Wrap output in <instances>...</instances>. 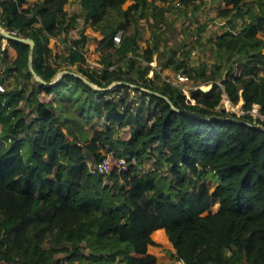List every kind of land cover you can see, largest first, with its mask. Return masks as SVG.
I'll return each instance as SVG.
<instances>
[{"label": "trees", "instance_id": "trees-1", "mask_svg": "<svg viewBox=\"0 0 264 264\" xmlns=\"http://www.w3.org/2000/svg\"><path fill=\"white\" fill-rule=\"evenodd\" d=\"M69 1L0 0V27L35 43L0 32V264H158L159 232L180 264H264V0H213L221 31L202 43L203 27L186 26L175 46L166 13L195 16L207 0ZM91 40L108 44L97 65ZM198 45L211 61L190 66ZM90 156L109 172L91 175Z\"/></svg>", "mask_w": 264, "mask_h": 264}, {"label": "rangeland", "instance_id": "rangeland-1", "mask_svg": "<svg viewBox=\"0 0 264 264\" xmlns=\"http://www.w3.org/2000/svg\"><path fill=\"white\" fill-rule=\"evenodd\" d=\"M219 4L218 1L213 0H207L206 4L202 7L199 12L196 13L195 16L188 14L186 16H181L179 18L176 17V10H170V12H167L165 17L168 20V24L165 25V23L161 24V30H163V34L168 37L169 41L168 43L175 46L176 44L180 43L181 41H187L185 33L183 29L187 26L186 31L191 33L195 26H202L203 30L200 32V42L205 43L208 39V37L219 33L221 31V25L225 22V19L217 16V5ZM222 6V4H221ZM65 9L73 12L79 10V5L77 0H70L68 4H66ZM197 20V21H196ZM202 24V25H199ZM140 26L143 29V35L142 38L138 40L139 46L142 48L146 47L148 44V40L150 41L151 31L148 27V25L144 22V20H140ZM159 29V30H160ZM84 31L86 34L95 36L97 39H100V35L98 32H95L92 30L89 23L84 25ZM78 31H71L69 33L70 37H77ZM198 35H195V38H197ZM258 37L264 38V27L261 29V31L257 34ZM50 46L53 47L55 51H60L62 49V43L60 41H55L54 39H50L49 42ZM153 45L156 47H161L160 42H156ZM108 49V44L99 45L96 40H91L88 43L87 51H86V57L88 60V63L97 65V60L100 58L101 54L104 53ZM7 57L10 59L12 56H14V50L10 48L9 46L6 49ZM211 61V57L208 53V50L202 51L200 50V46H196V48L191 52V58L189 60V65H197L199 61ZM155 64V59L152 62V65ZM259 70L258 75L263 76L264 75V66H256ZM242 70V67L236 66L235 73L239 74ZM162 75L167 76L172 82L174 83H181L184 84L185 87H188L189 82L186 80V78L181 74H175L171 70H164L162 71ZM130 95L134 97L135 94L134 91L131 89L129 90ZM242 99L239 100L237 105L233 106L229 100H227L226 97L223 98V100L220 103V107L226 109L227 111H234L237 114H241L243 112V104ZM127 135H125L126 137ZM104 154V152H102ZM95 162L94 158L90 156L88 164H91ZM209 191L213 192V190L216 187V183L214 181H206ZM219 205L215 204L211 211L214 212L218 209ZM160 245L158 246H150V250L158 257V264H180V261H177L174 249L170 242L166 239L164 233L159 232L155 235Z\"/></svg>", "mask_w": 264, "mask_h": 264}, {"label": "built area", "instance_id": "built-area-1", "mask_svg": "<svg viewBox=\"0 0 264 264\" xmlns=\"http://www.w3.org/2000/svg\"><path fill=\"white\" fill-rule=\"evenodd\" d=\"M120 36H121V32H117L114 36H113V41L115 44H118L120 42ZM8 47L6 42H3L1 45V50H6ZM4 91V86L2 83H0V92ZM251 114L255 115V116H260L262 117L259 112H258V106H254L253 109L250 111ZM134 162V159H131V163ZM119 168L124 170L127 168V164H126V160L125 159H119ZM88 171L91 175H104L107 174L109 172V160L107 157L102 158L99 161H95L91 164H88Z\"/></svg>", "mask_w": 264, "mask_h": 264}, {"label": "water", "instance_id": "water-1", "mask_svg": "<svg viewBox=\"0 0 264 264\" xmlns=\"http://www.w3.org/2000/svg\"><path fill=\"white\" fill-rule=\"evenodd\" d=\"M0 32L3 35V37L6 38V39L15 40V41H18V42H23V43H28L30 45V49L33 50L35 43H34V41L31 38L13 35V34L7 32V31H5L1 27H0ZM29 59H30L29 60V70L32 72V74L35 76V78L37 80L41 81L42 83H45L42 79H40L36 75L35 71L33 70L32 63H31V54L29 56ZM65 73H67V71H62V72L58 73L56 78H55V81L58 80ZM201 89L204 90V91L206 90L204 86H202ZM168 103L171 104V101L168 100Z\"/></svg>", "mask_w": 264, "mask_h": 264}]
</instances>
